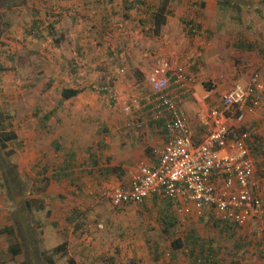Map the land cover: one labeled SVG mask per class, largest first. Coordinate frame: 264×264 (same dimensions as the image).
<instances>
[{
    "label": "rangeland",
    "instance_id": "374dc122",
    "mask_svg": "<svg viewBox=\"0 0 264 264\" xmlns=\"http://www.w3.org/2000/svg\"><path fill=\"white\" fill-rule=\"evenodd\" d=\"M165 1L169 22H177V29L156 35L154 13ZM221 1L229 2L228 8L205 7L207 0H0V111L19 137L7 149L0 146V231H15V236L0 235V264H44L41 254L64 241L77 264H194L191 246L174 256L170 250L173 234L186 238L192 232L198 243L195 256L211 242L221 246L220 264L239 258L244 264H264L263 218L222 236L221 225L186 219L165 198L119 210L109 204V190L102 186L98 195L88 196L96 175L115 168L95 141L99 129L110 132L102 116H123L92 86L116 80L123 95L131 96L123 90L144 82L143 69L149 71L154 57L165 56L195 76L199 89L207 83L220 97L259 74L261 103L238 126L254 128L260 139L255 184L264 198V65L256 62V55L264 61V0H243L246 9L240 7L242 0ZM135 22L144 24L145 40ZM34 24L39 29L31 34ZM190 24L198 34L189 32ZM239 42L249 45L243 55L248 62L241 59ZM69 88L81 93L65 100L62 92ZM209 100H202L206 108ZM82 116L95 119L79 122ZM66 163L74 167L63 182L57 174ZM134 165L110 172L111 186L127 183ZM163 213L180 225L165 230ZM18 242L24 254L13 258L8 248ZM58 264H67V258Z\"/></svg>",
    "mask_w": 264,
    "mask_h": 264
},
{
    "label": "built area",
    "instance_id": "2783aa9c",
    "mask_svg": "<svg viewBox=\"0 0 264 264\" xmlns=\"http://www.w3.org/2000/svg\"><path fill=\"white\" fill-rule=\"evenodd\" d=\"M196 78L167 57H156L145 74L148 90L125 96L117 83H98L92 89L103 95L114 110L128 118V131L143 129L145 121L161 128L164 143L154 150L155 161L141 160L128 171L129 181L106 192L114 208L141 205L160 196L173 203L175 211L187 218L203 217L214 208L221 220L245 226L250 219L264 216V199L255 191L256 163L250 143L256 132L236 133L244 115L261 103L259 74L249 84H234L221 103L208 109L201 120L203 136L196 140L192 122L180 97L190 94ZM237 109L230 116L227 112Z\"/></svg>",
    "mask_w": 264,
    "mask_h": 264
},
{
    "label": "crops",
    "instance_id": "0c3cea01",
    "mask_svg": "<svg viewBox=\"0 0 264 264\" xmlns=\"http://www.w3.org/2000/svg\"><path fill=\"white\" fill-rule=\"evenodd\" d=\"M243 1V0H242ZM208 2V4H207ZM205 7H209V6H213L215 5H219V6H224L228 8V4H230L229 2L226 4V2H223L221 0H207ZM231 5H236L231 4ZM242 6H245L244 8H248L249 4L246 3L245 1H243V3L240 4V7L242 8ZM170 17H168V23L165 27H163V31L166 32L169 28L173 30V32H176V26L178 25L177 22H169ZM240 20V18H239ZM138 24L139 26H142V31L144 30V24L141 22H135V24ZM177 23V24H176ZM240 23H242V21H240ZM248 36V35H246ZM244 36V37H246ZM133 37V36H132ZM141 39L145 40V36L143 35V33L141 34ZM251 39V37H250ZM245 41V39H243ZM254 40V39H253ZM240 43V47H238V50H240L241 52H243V54H241V59L243 58V61L248 62L249 57L246 58L244 57V52H247V48H248V44L244 43V42H239ZM147 57H151V55L149 53H146ZM248 56H250V54H248ZM256 59H257V63L258 66H263L264 65V61L260 62L259 56L256 55ZM244 64V63H243ZM147 71L143 69L142 73L145 74ZM141 76V75H140ZM140 83V82H139ZM144 83V82H141ZM136 84V82H135ZM247 82H245L244 85H246ZM118 86V84H117ZM131 86V90H123V91H127L126 93L128 95H132L133 94H138L137 92H139L140 90L144 89V90H148L147 86L145 84H142V88L139 90L136 87H133V85ZM197 86V87H196ZM193 91V95L191 94H185L183 95V98L180 97V99H182L183 102V106L186 109L187 112V116L188 118H190V121L192 122V126L194 128V133L195 136L198 134V131L200 129H202V124H201V120L204 119L203 117L205 116V114H207L206 110L208 111L209 107L206 108L207 104L206 103H202L205 98H210L209 100V105L212 104H218L219 101H221V97L217 96V94H220V91L216 89L217 92H214L215 89H213V91H207L206 88L204 87V85H202V89H199L198 85H194L192 88ZM134 90V91H133ZM196 95V99L194 98ZM194 99H193V98ZM205 109V110H204ZM203 110V111H202ZM196 116V117H195ZM102 120H104V123L106 124V126L109 129V133L107 135H104V131L101 132V130L99 129L98 132L99 134H101V136H97V138L95 139L97 146H100V153H102L103 155H108L111 158V164L112 167H120L122 166L124 167H130L131 165L135 164L138 161L141 160H145V161H149V162H153L155 161L156 157H154L153 154V149H157L160 146L163 145L164 143V133L163 130L161 128H156L155 126H150V125H146L143 129L140 130H135V131H128L124 128V124L127 121L128 118H125L124 116H102ZM79 119V122H84V121H92L95 119H93V117L91 116V118L89 116H82L80 118H76ZM148 123V121H146ZM84 126H81V123L78 124V127H82V129H85L86 125L83 124ZM96 131V134L98 133ZM203 136V135H202ZM201 136V138H202ZM201 138L199 140H197L198 142L201 140ZM103 141H105V145L103 143ZM120 151L123 152V154H120ZM134 153H137L139 155H134ZM73 154H71L70 157H72ZM66 160V159H65ZM64 160V162H65ZM73 164L71 163H66V164H62L60 167V173L57 174V177L59 179L63 178V182H66V179L68 177L71 178L72 174H69V171H71V168H73ZM85 174V173H83ZM81 174H76V176H79ZM111 173L109 171V169H105L103 170V173H99L96 175L95 179L96 182L94 184V189H93V183L91 185V195H88L90 198L95 197L96 195H98V193L100 192L99 188L102 186L103 190L106 191L107 189H109L112 183L108 182L109 180H112L113 178L110 176ZM75 176L74 179H78ZM93 191V192H92ZM103 191V192H104ZM87 197V196H86ZM87 201V200H85Z\"/></svg>",
    "mask_w": 264,
    "mask_h": 264
},
{
    "label": "trees",
    "instance_id": "16d2710c",
    "mask_svg": "<svg viewBox=\"0 0 264 264\" xmlns=\"http://www.w3.org/2000/svg\"><path fill=\"white\" fill-rule=\"evenodd\" d=\"M110 1L114 2L115 0H110ZM128 1L129 0H124V3L127 4ZM202 5L204 6V4ZM127 9H130V8H127ZM168 14H169V3L165 1L163 3V6L159 10H156V12L154 13L153 25H154V32L156 33V35H159L161 31L163 30V27L167 25ZM54 27L55 26L53 24L50 26V29H52V30H49V31H52L50 32L51 34L53 33ZM37 29H39L38 24H34L30 28V33L32 34V32L34 31L33 34H35ZM101 83H109V81L108 82L105 81ZM116 83H117L116 80L111 81L112 85ZM203 85L207 91H213L214 89L211 85L207 83H204ZM80 93L81 91L79 89H73V88L64 89L62 92V97L65 100H71L77 97ZM234 111H237V109H233L232 111L227 112L226 114H224V116H230ZM2 114L3 113L0 111V146L4 149H7L11 143L18 141L19 137H18V134L14 130H9L8 125L10 124V122L6 124L5 121L7 117L2 116ZM238 114H240V112L237 111V114H235V116H237ZM145 124L153 126V127L155 126V123H153L152 121H148V123L145 121ZM244 129H245L244 127L240 129L237 128L236 133L238 134L240 131L243 132ZM202 135H203V132H202V129H200L198 131V134L196 135L197 136L196 140H199ZM257 136L258 135H255L253 138V141L250 143V147L252 149L253 154H256V152L261 150V147H260L261 142ZM9 153L13 154L14 152L9 151ZM119 168L120 167H115L109 171L111 173L114 172L116 174H119L120 172ZM158 197L160 196H157V195L154 196L156 200H158ZM166 202L170 204L171 208L174 206L170 200L167 199ZM27 205L31 206V200L27 201ZM75 217L73 218V220H75ZM163 217H164L163 221L167 225L165 230H173L175 226L177 227L180 225L176 217H170L169 215L165 216L164 213H163ZM187 218L189 219L196 218L197 220H200L203 223H209V224L212 221H214L216 225H221L219 226L221 227V229L223 228L222 236L224 233H229V235L233 236V234L238 231V228L242 227V226L230 223L229 221L219 219L217 215L215 214L214 208H210L206 210L203 217L197 218L195 215L192 214ZM82 226H84V224H82ZM163 233L169 236L168 231H164ZM0 235L15 236V231L12 228H4L3 230L0 231ZM177 235L178 234L176 235L173 234L174 238L171 241L170 250H171V253H173V256L175 254V251L183 250L187 248L188 246H191L190 255H193L192 259L194 260V264H220V259L217 258V255L219 254V250L221 249L220 248L221 246L218 245V248H216L214 243L208 242L207 244L208 247L201 246L202 248L199 254L195 256V252L197 251L194 252V248L198 247V243L195 242L197 240L194 238L195 237L194 233L192 232V235L190 234L186 236V238H183V237L180 238V236L178 237ZM8 252L13 256V258H17L24 254V246L22 243H19V242L14 243L8 248ZM154 252L156 254L159 253V247L157 245H155ZM261 253L264 259V248L262 249ZM41 255H42V261L44 262V264H58L59 261H62L66 258H67V264H77V261L75 259L69 258V243L67 241H64L62 244L55 247L51 252H43ZM161 255L162 254H157L156 259L161 258ZM95 259L96 261L99 260L98 258H95ZM23 264H27V263H23ZM234 264H244V260L242 258H239V260L235 261Z\"/></svg>",
    "mask_w": 264,
    "mask_h": 264
},
{
    "label": "clouds",
    "instance_id": "9594fccd",
    "mask_svg": "<svg viewBox=\"0 0 264 264\" xmlns=\"http://www.w3.org/2000/svg\"><path fill=\"white\" fill-rule=\"evenodd\" d=\"M188 30H189V32L192 33V34H198V28H196V26H194V25H191V24L188 25ZM157 57H165V56H157ZM154 58H156V57H154ZM169 59H170V58H169ZM153 60H154V59H153ZM152 65H153V63H152ZM151 67H152V66H151ZM147 72H148V71H147ZM147 72H146V73H147ZM146 73H145V74H146ZM145 74H144V77H145ZM254 74H256V73H254ZM254 74H253V75H254ZM257 74H258V73H257ZM191 75H192V74H191ZM253 75H252V77H253ZM194 77H195V76H194ZM252 77L250 78V80L252 79ZM250 80L247 82L246 85L249 84ZM196 82H197V80H196ZM195 84H196V83H195ZM195 84H194V85H195ZM239 84H241V83H239ZM194 85H193V86H194ZM241 85L246 86V85H244V84H241ZM193 86H192V87H193ZM261 86H262V85H261ZM135 87H136V86H135ZM208 92H209V91H208ZM226 92H227V91H226ZM226 92H225V93H226ZM225 93H224V94H225ZM190 94L193 95V91H191ZM194 96L196 97V95H194ZM222 96H223V95H222ZM222 96H221V98H222ZM182 98H183V97H182ZM180 100H181V105H182V107L184 108V106H183V102H182V99H180ZM220 103H221V101H219L218 104H212V105H210L209 108H211V107H213V106H215V105H219ZM184 110L186 111L185 108H184ZM186 113H187V112H186ZM207 113H208V111H207ZM248 113H251V112H248ZM186 115H187V114H186ZM205 116H206V114H205ZM245 116H246V114L244 115V118H245ZM187 118H188V116H187ZM189 119H190V118H189ZM245 121H246V118L244 119V121L238 123L237 126H238L239 124H241V123H242V124L245 123ZM237 128L240 129V126H238ZM246 128H247V129H251V127H249V128H248V127H245V129H246ZM245 129H244V130H245ZM252 129H254V128H252ZM254 130H255V129H254ZM255 132H256V131H255ZM163 133L165 134L164 131H163ZM256 135H257V132H256ZM153 154H154V149H153ZM252 154H253V152H252ZM154 157H155V154H154ZM253 157H254V154H253ZM254 160H255V163H256V158H255V157H254ZM256 168H257V164H256ZM255 174H256V173H255ZM254 179H255V178H254ZM122 184H123V183H122ZM118 186H119V185H118ZM112 188H113V187H112ZM256 188H257V186H256V184H255V191H256ZM107 190L110 191L111 188H109V189H107ZM256 192H257V191H256ZM257 193H258V192H257ZM260 195H261V194H260ZM261 197H262V195H261ZM151 198H154V197H151ZM161 198H164V197H161ZM262 198H263V197H262ZM106 199H107V198H106ZM149 199H150V198H149ZM165 199H167V198H165ZM263 199H264V198H263ZM107 200H108L109 204L112 206V204L110 203L109 199H107ZM147 200H148V199H147ZM147 200H146V201H147ZM146 201H145V202H146ZM145 202H144V203H145ZM144 203H143V204H144ZM130 206H133V205H130ZM112 207H113V206H112ZM126 207H129V206H126ZM126 207H122V208H114V207H113V209H119V210H121V209L126 208ZM263 217H264V216H263ZM263 217H262V218H263Z\"/></svg>",
    "mask_w": 264,
    "mask_h": 264
}]
</instances>
